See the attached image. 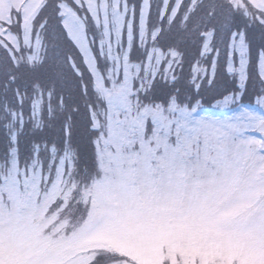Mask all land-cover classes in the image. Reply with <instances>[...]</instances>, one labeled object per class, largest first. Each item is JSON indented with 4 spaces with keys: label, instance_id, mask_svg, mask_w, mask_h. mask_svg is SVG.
<instances>
[{
    "label": "snow or ice",
    "instance_id": "snow-or-ice-1",
    "mask_svg": "<svg viewBox=\"0 0 264 264\" xmlns=\"http://www.w3.org/2000/svg\"><path fill=\"white\" fill-rule=\"evenodd\" d=\"M0 69V264H264V0H0Z\"/></svg>",
    "mask_w": 264,
    "mask_h": 264
},
{
    "label": "trees",
    "instance_id": "trees-1",
    "mask_svg": "<svg viewBox=\"0 0 264 264\" xmlns=\"http://www.w3.org/2000/svg\"><path fill=\"white\" fill-rule=\"evenodd\" d=\"M253 39V47H258L259 44L261 43V38L259 33L257 32L256 34L253 35L252 37ZM183 46V45H182ZM191 51V50H190ZM3 69H0V72H2ZM53 71H55V69H53ZM188 63H185V68H184V74L183 77L180 78V82L176 85V87L180 88L182 91L187 89L188 86ZM68 87H71V84L68 85ZM232 87L231 84V77L227 76L224 73V69H223V65H221L220 69L217 72V75L215 77V83L211 86L208 87L207 85H205V90H204V95L206 97V99H210L213 95H218L221 92H224L226 89H229ZM169 88L166 87L163 83H158L157 84V91L158 92H166L168 91ZM249 91L251 93L252 91V86H249ZM247 99V97H246ZM42 136L47 137L49 139H53L56 140L59 138V125H55L50 127L49 129L44 130L41 133ZM28 137H24L22 138V143L24 139H27ZM74 142L76 144H78L81 148L82 154L87 153V148L85 145V142L82 138H80L79 136H76L74 138Z\"/></svg>",
    "mask_w": 264,
    "mask_h": 264
},
{
    "label": "rangeland",
    "instance_id": "rangeland-1",
    "mask_svg": "<svg viewBox=\"0 0 264 264\" xmlns=\"http://www.w3.org/2000/svg\"><path fill=\"white\" fill-rule=\"evenodd\" d=\"M256 34V33H255Z\"/></svg>",
    "mask_w": 264,
    "mask_h": 264
}]
</instances>
